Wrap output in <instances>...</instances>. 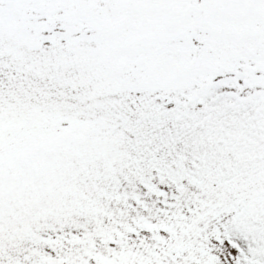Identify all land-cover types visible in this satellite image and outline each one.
<instances>
[{
    "label": "snow or ice",
    "instance_id": "snow-or-ice-1",
    "mask_svg": "<svg viewBox=\"0 0 264 264\" xmlns=\"http://www.w3.org/2000/svg\"><path fill=\"white\" fill-rule=\"evenodd\" d=\"M0 264H264V0H0Z\"/></svg>",
    "mask_w": 264,
    "mask_h": 264
}]
</instances>
